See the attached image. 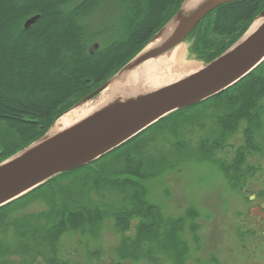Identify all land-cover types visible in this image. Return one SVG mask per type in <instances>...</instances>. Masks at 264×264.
Here are the masks:
<instances>
[{
    "label": "trees",
    "instance_id": "obj_1",
    "mask_svg": "<svg viewBox=\"0 0 264 264\" xmlns=\"http://www.w3.org/2000/svg\"><path fill=\"white\" fill-rule=\"evenodd\" d=\"M183 1L0 0V163L41 139L57 119L114 77ZM263 8L264 0L218 5L188 35L189 56L205 65L212 62L244 35ZM33 16L38 19L25 29ZM263 102L264 61L193 107L195 127L206 133L195 152L216 165L237 192L257 170L246 165V155L257 151L254 132L261 126ZM193 108L174 111L152 126L172 121L167 133L180 137L191 118L183 117L180 125L177 117ZM239 130L242 145L232 160H216L214 154L229 147L228 138ZM139 135L0 207V264H68L57 255L60 237L95 230L107 218L121 236L118 260L185 264L189 248L182 233L196 213L190 208L185 217H164L160 206L147 199L146 183L164 170L153 160L164 164L165 159L152 139L141 141ZM164 139L183 151V144ZM38 203L42 210L27 211ZM197 228L190 224L193 235Z\"/></svg>",
    "mask_w": 264,
    "mask_h": 264
},
{
    "label": "rangeland",
    "instance_id": "obj_2",
    "mask_svg": "<svg viewBox=\"0 0 264 264\" xmlns=\"http://www.w3.org/2000/svg\"><path fill=\"white\" fill-rule=\"evenodd\" d=\"M93 20L96 21L97 16H93ZM100 21L101 18L95 23ZM190 43L186 38L173 49L152 59L162 61L164 68L151 70V77L158 76L159 79L174 75L171 81L165 82L171 84L201 70L205 64L189 56ZM143 64L124 74L139 69ZM99 95L80 106L92 103ZM195 111L193 108L177 117L180 125L183 117L191 118V124L180 129V137L167 133L172 121L151 126L139 135L141 141L152 139L154 149L160 150L165 159L164 164L153 160L156 165L162 164L164 170L146 183L147 199L160 206L164 217H185L190 208L196 213L194 220L188 218L182 233L189 248L185 264H264V195H261L264 194V112L261 126L254 132L257 151L246 155V165L257 170L237 192L229 187L216 165L199 159L195 152L199 138L206 134L203 129L195 127ZM166 137L173 143L183 144L184 147L179 148L183 151H175L173 144L164 139ZM227 145L229 147L214 154L216 160H232L235 148L242 145L240 130L228 138ZM151 153L156 152L151 150ZM42 209V204L38 203L27 211ZM192 223L198 226L195 235L189 229ZM133 226L134 223L127 237H133ZM120 246L121 236L107 218L95 230L64 233L57 243V255L68 264H137L118 260L117 249Z\"/></svg>",
    "mask_w": 264,
    "mask_h": 264
},
{
    "label": "water",
    "instance_id": "obj_3",
    "mask_svg": "<svg viewBox=\"0 0 264 264\" xmlns=\"http://www.w3.org/2000/svg\"><path fill=\"white\" fill-rule=\"evenodd\" d=\"M185 1L165 25L175 20V28L157 48L148 50L165 26L114 77L71 109L95 98L115 78L181 44L215 7L234 0H202L187 14L182 10ZM260 17L263 21L256 30L246 36L252 24L234 45L201 70L124 102L117 99L111 107L89 114L61 134L36 145L49 133L55 121L41 139L0 163V207L58 174L97 160L166 115L203 102L243 79L264 61V8L256 20ZM37 19L38 16L29 18L23 27L28 28Z\"/></svg>",
    "mask_w": 264,
    "mask_h": 264
},
{
    "label": "bare ground",
    "instance_id": "obj_4",
    "mask_svg": "<svg viewBox=\"0 0 264 264\" xmlns=\"http://www.w3.org/2000/svg\"><path fill=\"white\" fill-rule=\"evenodd\" d=\"M200 1L202 0H186L183 5V12L187 14ZM262 21L263 19L261 17L258 18L253 23L246 36L256 30ZM176 24L177 21L173 20L165 26L159 36L148 46V50L157 48L172 32ZM163 65L162 61L155 62L150 60L143 64L139 69H136L129 74H124L121 78L117 77L113 81H110L108 85L109 87L104 90L92 103L85 106L75 107L59 118L49 133L36 145L61 134L66 129L78 123L81 119L87 117L89 114H92L97 110L99 111L100 109L108 108V106L111 107L117 99L121 101L123 100L122 102H124L127 99L133 98L134 95L146 93L169 84H166L165 82L171 81V79L175 77L174 75L166 76V78L159 77V79L158 76L152 78L150 75L151 70L155 71L156 68L160 67L162 69L164 68Z\"/></svg>",
    "mask_w": 264,
    "mask_h": 264
}]
</instances>
